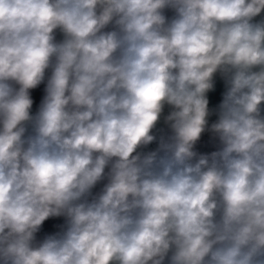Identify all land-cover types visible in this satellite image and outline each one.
<instances>
[{"label":"clouds","instance_id":"clouds-1","mask_svg":"<svg viewBox=\"0 0 264 264\" xmlns=\"http://www.w3.org/2000/svg\"><path fill=\"white\" fill-rule=\"evenodd\" d=\"M0 264H264V0H0Z\"/></svg>","mask_w":264,"mask_h":264}]
</instances>
